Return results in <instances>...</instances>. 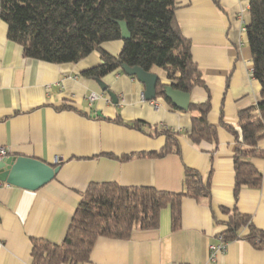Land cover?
<instances>
[{
    "label": "crops",
    "instance_id": "obj_1",
    "mask_svg": "<svg viewBox=\"0 0 264 264\" xmlns=\"http://www.w3.org/2000/svg\"><path fill=\"white\" fill-rule=\"evenodd\" d=\"M175 3L204 80V86L188 92L189 104L209 101L207 118L217 127L216 147L191 142L187 134L195 112L161 96L145 99V86L136 76L120 70L101 79L81 75L100 63L97 51L77 62L25 57L21 46L7 39V25L0 19V146L9 155L59 166L54 178L36 190L7 184L0 189V264H31L33 238L59 243L88 184L115 182L178 193L184 167L198 171L203 181L210 178V197H183L178 228H172L165 207L158 227L135 228L126 239L98 237L89 259L79 264H264V249L244 238L247 226L214 261L208 260L209 245L219 243L228 219L223 209L236 208L264 234V157L250 159L261 171L260 187H242L235 198V138L223 125L239 132L238 112L261 100L246 35L249 0ZM121 47L122 40L101 44L111 55ZM150 72L168 84L165 73ZM131 121L144 124H126ZM163 130L177 139L180 153L138 155L159 152L165 137L156 131ZM258 146L264 151V139Z\"/></svg>",
    "mask_w": 264,
    "mask_h": 264
},
{
    "label": "trees",
    "instance_id": "obj_2",
    "mask_svg": "<svg viewBox=\"0 0 264 264\" xmlns=\"http://www.w3.org/2000/svg\"><path fill=\"white\" fill-rule=\"evenodd\" d=\"M249 15L246 35L253 63L252 76L261 86V100L238 112L239 132L223 124L235 138V198L242 187H260L261 171L250 159L264 157V151L258 146L264 139V0H249ZM0 19L7 25V39L20 45L25 57L50 63L77 62L97 51L100 63L81 72L87 78L101 79L113 71L124 72L125 68L135 67L150 72L156 66L163 69L168 81L164 84L157 79L156 95L171 105L162 91L164 85L182 92L204 86L201 71L191 55V43L179 26L175 0H0ZM118 21L126 23L129 38H121ZM115 40H122L116 55L101 49V44ZM188 110L195 112L188 139L193 143L207 141L216 147L217 127L207 118L209 101L190 103ZM114 120L121 122L119 117ZM126 124L139 128L144 123ZM156 133L165 137L161 150L138 155L180 153L173 134L168 130ZM183 197L209 198L210 178L203 181L198 171L184 167L183 190L178 193L147 186L126 187L115 182L90 183L59 243L42 238L31 240V264L83 263L89 259L98 237L126 239L135 228L154 229L165 207L170 208L171 226L176 229L180 225ZM223 211L228 214L220 233L223 240L239 238L240 229L247 226L249 232L244 238L264 249V234L247 215L236 208Z\"/></svg>",
    "mask_w": 264,
    "mask_h": 264
},
{
    "label": "water",
    "instance_id": "obj_3",
    "mask_svg": "<svg viewBox=\"0 0 264 264\" xmlns=\"http://www.w3.org/2000/svg\"><path fill=\"white\" fill-rule=\"evenodd\" d=\"M121 38L127 39L130 34L124 21H118ZM127 75L136 76L145 86L144 97L151 100L156 96V81L158 76L152 72H146L138 67L125 68ZM105 87V86H104ZM164 95L170 99L173 105L179 109H187L189 105V93L164 85ZM59 166L48 164L38 158L29 156L9 155L0 160V180L8 185H13L29 190H36L52 180Z\"/></svg>",
    "mask_w": 264,
    "mask_h": 264
},
{
    "label": "built area",
    "instance_id": "obj_4",
    "mask_svg": "<svg viewBox=\"0 0 264 264\" xmlns=\"http://www.w3.org/2000/svg\"><path fill=\"white\" fill-rule=\"evenodd\" d=\"M9 156V153L7 152L5 147L0 146V160L4 159L5 157ZM6 183L2 182L0 180V189L5 185ZM8 185V184H7ZM219 243L218 244H210L209 245V253H208V260L214 261L216 258V255L218 252L224 250L227 241L223 240L222 235H219Z\"/></svg>",
    "mask_w": 264,
    "mask_h": 264
},
{
    "label": "rangeland",
    "instance_id": "obj_5",
    "mask_svg": "<svg viewBox=\"0 0 264 264\" xmlns=\"http://www.w3.org/2000/svg\"><path fill=\"white\" fill-rule=\"evenodd\" d=\"M152 71H153V72H156V73L164 74L163 69H161V68H159V67H156V66H154V67L152 68Z\"/></svg>",
    "mask_w": 264,
    "mask_h": 264
}]
</instances>
